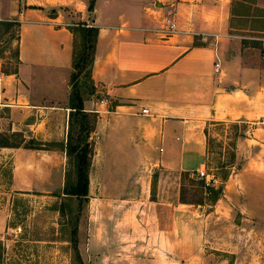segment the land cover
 <instances>
[{"label": "crops", "instance_id": "1", "mask_svg": "<svg viewBox=\"0 0 264 264\" xmlns=\"http://www.w3.org/2000/svg\"><path fill=\"white\" fill-rule=\"evenodd\" d=\"M20 1L0 2V19L20 23L17 71L0 76L7 134L65 142L69 26L90 17L98 29L91 80L106 102L83 104L97 114L98 136L90 264H264V127H251L264 118V58L242 46L256 31L250 17L234 23L239 1L96 0L92 14L90 0ZM166 18L175 25L168 37ZM227 123L246 128L235 138L228 178L211 185L222 187L221 197L211 205L181 201L182 175L206 171L207 128ZM62 153L0 148L12 160V191L46 184ZM6 218L0 213V233Z\"/></svg>", "mask_w": 264, "mask_h": 264}, {"label": "rangeland", "instance_id": "2", "mask_svg": "<svg viewBox=\"0 0 264 264\" xmlns=\"http://www.w3.org/2000/svg\"><path fill=\"white\" fill-rule=\"evenodd\" d=\"M4 1L0 0V2ZM253 1L255 4L247 0H239L233 14L235 24L247 21L243 19L247 17L242 14L248 9L251 14L254 10H264L263 5L260 7L263 1L260 3H257V0ZM20 2L22 3V0ZM261 20L264 21V18ZM0 21L16 22V20L1 19ZM84 23L92 27L90 17ZM17 30L14 25L0 27V76L17 71L19 63ZM81 84L84 88L88 85L85 79H82ZM102 98L101 94H96L91 97V100L99 102ZM2 125L0 124V141L5 136L4 139L10 145H29V140L23 139V133L7 134L3 132L5 126ZM245 128L231 123L211 125L207 128V173L218 177H222L226 172L230 173L233 166V164L229 165L232 162L233 144L239 133H244ZM89 141L94 148L98 142V136L92 133ZM49 147L55 148V146ZM48 159L50 162L52 158ZM54 159L58 161L59 169L51 172L46 184L33 185L24 191L13 192L10 188L12 160L0 154V213L7 217L6 228L0 233V264H79V262L90 264L87 243L89 199L91 197L88 196L86 204L82 200L69 198L63 194L65 182L70 177L66 174L71 173L72 167L65 152ZM98 179L99 175H96L92 180L98 182ZM200 181L201 179L197 176L182 175L181 201L202 205L205 202L208 205L214 204L210 196L205 194ZM218 182L221 183L219 179ZM96 188L98 189L94 183L91 189L95 191ZM62 205H67L64 216L59 211ZM78 216L80 219L77 226V243L73 248L72 244L67 241L70 238L71 225ZM224 258L221 257L220 260Z\"/></svg>", "mask_w": 264, "mask_h": 264}, {"label": "trees", "instance_id": "3", "mask_svg": "<svg viewBox=\"0 0 264 264\" xmlns=\"http://www.w3.org/2000/svg\"><path fill=\"white\" fill-rule=\"evenodd\" d=\"M247 1L255 4L253 0ZM94 4L95 0H90L88 3V12L90 14L93 13ZM236 5L232 10V15L235 12ZM52 12L54 13V11ZM242 15L251 18V28L252 30L256 31V39H243L242 46L258 49L261 56L264 58V21L261 20L262 18H264V10H254L253 14H251V11H249L248 9ZM10 25H14L17 27L19 42L20 23L18 21H0V27H7ZM69 30L73 35V51L72 72L69 79L68 95V108L70 109V112L68 115V131L65 142L41 143L31 139L28 141V146L10 145L7 143V140L4 139V136L0 141V148L22 147L32 150H58L61 152H65L72 169L70 174H66L70 177H68L65 182L63 194L67 195L69 198L74 197L82 200L87 204L89 196V173L94 154V148L89 139L94 131V124L96 122L97 114L85 112L83 104L85 100H89L95 94V87L91 80V72L95 57V46L98 36V29L94 26L86 27L85 23H77L75 25L69 26ZM82 79H85L87 81L88 85L85 88L81 84ZM91 122H93V125H91ZM49 146H55V148H50ZM234 158L235 155L233 153L232 162L229 165H232L234 163ZM183 176L189 177L190 175L185 173L183 174ZM228 176V172L224 173L222 177L213 175L214 179H219L221 183L226 181ZM71 177H73V179H71ZM200 185L205 189V194L209 195L214 203L221 197V186L217 188L213 186H206L203 180L200 181ZM66 207L67 205H62L59 208L60 214H62V216H64V213H66ZM71 213L72 212L70 211V214ZM79 219L80 216H78L72 223L69 233L70 238L67 241L72 244L73 248L76 247L77 243V226L79 223ZM79 264L83 263L79 262ZM229 264L233 263L230 262Z\"/></svg>", "mask_w": 264, "mask_h": 264}, {"label": "built area", "instance_id": "4", "mask_svg": "<svg viewBox=\"0 0 264 264\" xmlns=\"http://www.w3.org/2000/svg\"><path fill=\"white\" fill-rule=\"evenodd\" d=\"M163 23L164 24L161 28V32H162V34L165 35V37H168L175 32V25L170 18H166ZM86 27H89V26L86 25ZM217 67H218V65H216V71H217ZM105 102H106V100H104V99L100 100V104H104ZM142 112L146 113L147 111L143 110ZM257 126L258 127H264V118H261L259 121H257L256 123H253L251 125L252 128H255ZM197 177L199 179L203 180L205 182L206 186H211L214 183L213 175L207 173L206 171L198 172Z\"/></svg>", "mask_w": 264, "mask_h": 264}]
</instances>
